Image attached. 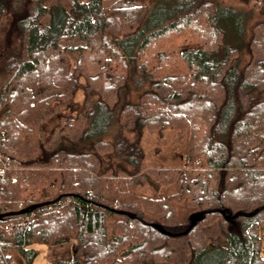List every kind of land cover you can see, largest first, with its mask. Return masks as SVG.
Returning a JSON list of instances; mask_svg holds the SVG:
<instances>
[{
	"label": "trees",
	"instance_id": "1",
	"mask_svg": "<svg viewBox=\"0 0 264 264\" xmlns=\"http://www.w3.org/2000/svg\"><path fill=\"white\" fill-rule=\"evenodd\" d=\"M181 1L143 30L148 0H0L20 41L0 89V264L70 240L50 264H180L175 237L187 264H264V0H239L236 31V4ZM147 130L176 136V163L146 166ZM204 210L186 234L153 226Z\"/></svg>",
	"mask_w": 264,
	"mask_h": 264
},
{
	"label": "rangeland",
	"instance_id": "2",
	"mask_svg": "<svg viewBox=\"0 0 264 264\" xmlns=\"http://www.w3.org/2000/svg\"><path fill=\"white\" fill-rule=\"evenodd\" d=\"M225 3L232 2L236 4L234 7L235 14L234 13H227L226 15L231 16V20L233 22V28L236 31V28L238 29V20L241 15L244 14L243 10L247 11L246 8H244L243 4L239 2V0H222ZM181 0H169V1H162V0H148L149 6H150V12L146 20L144 21L142 25V29H151L155 27L156 23H159L166 19V16H168L170 13H173L176 8L180 7ZM243 9V10H242ZM251 9V8H250ZM251 14L253 15V19L250 23H252L254 20H257L258 15L256 11L251 9ZM16 28L12 24H10V21L8 18L4 17L0 23V54L3 57V61H1L0 64V89L3 86L5 80L8 78L9 75L6 74V70L8 68L9 61H15L14 56L19 55V48H20V41H19V35L15 32ZM3 49V51L1 50ZM7 49V50H5ZM246 59V54L244 52V56L242 58V62ZM82 95H78V99H81ZM145 137L143 136V146L148 145V143H151L152 149L150 148L147 151L148 157H147V163L146 166L156 165V166H164V165H173L177 162V156H179V150H180V143H178L176 140V136L172 132H164L163 135H157L154 133L157 132H151L147 130ZM160 136V137H159ZM159 137V138H158ZM149 141V142H148ZM157 149V150H154ZM171 153V159H168V155L166 156H158L154 155L156 154H165V153ZM152 156H151V155ZM157 156V157H156ZM153 158V159H152ZM149 193H151L149 191ZM260 211V210H259ZM258 211V212H259ZM257 212V213H258ZM209 229L211 230L213 239L216 242L224 243V237L219 231V226L217 223L212 224ZM183 240L181 238L175 237L172 239V245L174 246L176 255L179 259L180 264H187L189 260V255L185 253L183 250ZM32 247L36 248L38 251V255L33 261L32 264H50V262L54 259H60V258H69L72 256L73 251V241H68L62 244L58 245H48L46 243H36L32 245ZM213 256L206 257L204 261L198 262L196 264H215V258H212Z\"/></svg>",
	"mask_w": 264,
	"mask_h": 264
},
{
	"label": "water",
	"instance_id": "3",
	"mask_svg": "<svg viewBox=\"0 0 264 264\" xmlns=\"http://www.w3.org/2000/svg\"><path fill=\"white\" fill-rule=\"evenodd\" d=\"M36 206L37 205H34V206H32V208H35ZM28 209L29 208H26V209L22 210L21 212H26V211H28ZM260 209H261V207L255 209L254 211H252L250 213H247L244 211H239V212L235 213L234 215H226V218H227V220H233L236 217L241 216V215H255ZM210 211L211 210H204V211H197V212L192 213L190 216V219H191L190 225L188 226V228L185 231H183L181 233L170 232V231L164 229L160 224H157V223H154L153 226L156 227L159 231L166 233L170 236H177V235H181V234H186L194 225H196V223L198 221H200L204 218L206 213H208ZM219 211L224 213V211H222V210H219ZM125 213H127L130 216H136L135 214L130 213V212H125ZM12 214L13 213H0V219H2L3 217H5L7 215H12Z\"/></svg>",
	"mask_w": 264,
	"mask_h": 264
},
{
	"label": "built area",
	"instance_id": "4",
	"mask_svg": "<svg viewBox=\"0 0 264 264\" xmlns=\"http://www.w3.org/2000/svg\"><path fill=\"white\" fill-rule=\"evenodd\" d=\"M10 166V160L0 155V174L4 173L5 169Z\"/></svg>",
	"mask_w": 264,
	"mask_h": 264
},
{
	"label": "crops",
	"instance_id": "5",
	"mask_svg": "<svg viewBox=\"0 0 264 264\" xmlns=\"http://www.w3.org/2000/svg\"><path fill=\"white\" fill-rule=\"evenodd\" d=\"M70 258V257H69Z\"/></svg>",
	"mask_w": 264,
	"mask_h": 264
}]
</instances>
